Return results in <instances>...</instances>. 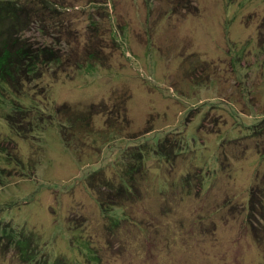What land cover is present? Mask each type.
Segmentation results:
<instances>
[{"label": "rangeland", "instance_id": "obj_1", "mask_svg": "<svg viewBox=\"0 0 264 264\" xmlns=\"http://www.w3.org/2000/svg\"><path fill=\"white\" fill-rule=\"evenodd\" d=\"M57 1L63 25L22 35L64 62L20 92L0 80V264H23L20 230L49 263L101 239L99 264H264V0Z\"/></svg>", "mask_w": 264, "mask_h": 264}, {"label": "trees", "instance_id": "obj_2", "mask_svg": "<svg viewBox=\"0 0 264 264\" xmlns=\"http://www.w3.org/2000/svg\"><path fill=\"white\" fill-rule=\"evenodd\" d=\"M60 6L63 8V10L68 9L67 6H65L64 4H60L57 0H0V80L9 84L13 90L15 89V91L20 92L21 89H18L20 88V85L31 80V76H35L36 78L42 77L47 72L46 70L51 68L52 65L62 64L64 62L66 53L63 50H60L59 47H56L55 45H52L50 43H39L34 37L29 38L25 35H22L23 31L29 29L32 24H36L38 22L42 23L43 29L48 28V26L45 25V21L48 22V20L54 21L53 26H57L59 23H62L63 25L64 22L62 20V11H60ZM56 19L59 20L57 24L55 22ZM262 43H264V40H261L260 44ZM32 111L33 110H31V112ZM26 114L28 113H22L17 116L15 114V116L11 115L8 118L12 129L25 138L32 135V130L35 127L33 120H30ZM41 118L43 119V121L41 122L42 125H49L52 123V121L48 120L52 119V116L46 118L45 115H43L41 116ZM31 126L33 127L32 129L27 128ZM252 136L256 140H261L262 143H264V124L262 121L255 126V129L252 131ZM65 142L67 144V140H65ZM166 147L169 148V145L164 144L165 152L167 151V149H165ZM162 148L163 146L159 147L158 150H156L157 153H155L154 151H149L148 158L152 160V158H154V156H157V154L162 155L163 152L160 151V149ZM175 148L176 144H172L169 151L165 153V156L171 158L169 155H172L173 157L175 155ZM262 152L264 153V150ZM122 178H124L127 183L129 182L130 189L133 190V192L120 185V190L115 193V190L111 189V194H113V196L116 198L118 205L123 206L122 208H124L125 210L128 208V205H125V203L128 202L127 200H130V204L134 205L138 204L139 200H131V196L135 195L134 191L136 188L133 181L132 183H130L129 179L125 177ZM143 178H147V176L145 175ZM99 187L100 189L104 188L103 186ZM251 194L252 196H255L256 190L252 188ZM104 199L106 198L102 197L101 200H98L103 210L104 207H107L108 203L107 199ZM251 202L253 206L257 205V202L255 203L253 200H251ZM116 206L117 205L114 204V208H116ZM130 207L133 206L131 205ZM104 214H106V211L104 212ZM124 215H126L125 212ZM106 220V226L104 228L105 230H103L106 231L104 232L106 235L107 233H114V230H110L109 228L107 229V226H114L118 228L123 225L120 220H112L110 218H107ZM0 224L2 225L0 226V228L4 227V232L8 229L9 237L16 236V234L14 233L15 229L10 226V223L5 224L0 220ZM20 233L21 239L15 242L17 248L16 257H20L23 264H78L63 261V259L60 258L51 261V263L48 262L49 260L47 257V259L44 258V261H39V252L31 248L33 245V241L30 236L28 234H26L25 236L24 232L21 230ZM10 239H12V237H10ZM99 240L100 243L93 242V244L89 246V256L85 261V264H99V262L102 260V256L104 259L105 255L102 253L105 251V245H107L108 242L102 243L101 239ZM34 247L38 248V246L36 245H34ZM111 253L110 255L114 256V254Z\"/></svg>", "mask_w": 264, "mask_h": 264}]
</instances>
